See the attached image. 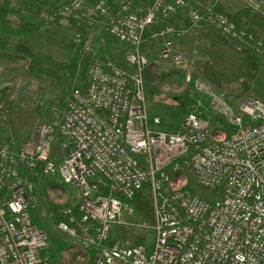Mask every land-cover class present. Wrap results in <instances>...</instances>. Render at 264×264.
<instances>
[{
    "label": "built area",
    "instance_id": "obj_1",
    "mask_svg": "<svg viewBox=\"0 0 264 264\" xmlns=\"http://www.w3.org/2000/svg\"><path fill=\"white\" fill-rule=\"evenodd\" d=\"M246 2L264 12V0ZM178 10H185L189 25L153 31L161 48L150 60L141 49L146 29ZM45 16L77 30L98 25L123 47L130 69L109 60L89 64L58 120L39 122L17 149L0 147V264H52L47 232L32 219L43 178L71 190L56 227L74 243L70 251H89V264H264V100L231 104L207 81L191 79L188 59L174 48V40L202 22L260 55L264 37L211 4L200 10L188 0L140 6L134 0H56ZM82 40L78 31L75 48ZM150 61H169L186 74L209 113L195 108L176 131L156 128L142 77ZM144 186L154 222H122L123 210L133 212L131 200ZM49 191L54 200L64 196L60 189ZM114 224L151 228V251L110 243Z\"/></svg>",
    "mask_w": 264,
    "mask_h": 264
},
{
    "label": "rangeland",
    "instance_id": "obj_2",
    "mask_svg": "<svg viewBox=\"0 0 264 264\" xmlns=\"http://www.w3.org/2000/svg\"><path fill=\"white\" fill-rule=\"evenodd\" d=\"M188 1L191 6L200 10L211 4L226 15L232 5L240 10L251 11L257 15V28L251 30L264 37V12L251 8L246 0ZM55 3L56 0L54 5ZM8 8L20 21H27L36 26V31L30 38L31 56L11 58L9 53L0 59L3 62H0L3 64L0 65L1 120L6 134V127L10 129V135L7 134L4 145L8 143L9 148L17 149L39 122L48 121L42 112L58 100L63 101V107L53 110V121L61 117L71 89L83 83L89 64L109 60L124 68L126 66L123 47L111 40L98 25L90 27L88 31L77 30L72 23L64 25L58 17L48 19L16 6ZM175 14L181 26L189 25L185 10H178L172 15ZM159 26L160 22L148 28L147 32L152 33ZM78 31L83 40L81 46L75 48L74 39ZM89 35L91 38L87 42ZM174 46L175 50L183 52L188 59L191 79L198 77L207 81L231 104H238L245 97L264 100V55L257 54L244 44L222 35L216 28L204 22L191 26L185 37L174 40ZM160 48V40H154L151 44L145 41L142 47L150 60L156 58ZM154 63L167 72L165 78L158 83L151 86L144 84L147 112L151 118L159 119L158 129L176 131L185 114L195 108L201 113H209L205 97L192 88L191 82L186 80V74L175 70L169 61ZM56 148L57 145L54 146V149ZM46 181L47 178L41 180L43 186L39 189L38 206L33 212L35 218L42 223L41 227L51 237L45 251L53 264H70L72 260L86 264L89 255L79 252L73 259L71 254L74 251L70 249L74 247V243L58 230L55 222L61 209L68 203L66 195H72V192L65 186L64 189L56 187L54 189H60L64 196L54 200L50 197V188L45 186ZM144 194L147 195V190H144ZM130 206L132 207L131 204ZM132 210V213L123 210L120 220L125 223H139L145 220L136 215L133 207ZM50 212H53V215ZM148 223L151 224L149 221ZM138 240L139 244L145 247L146 253L150 252L154 244V231L137 225H113L110 243L119 241L121 245L134 244ZM63 242L69 244L65 248L69 249L70 256L66 263L62 257L65 251L61 250Z\"/></svg>",
    "mask_w": 264,
    "mask_h": 264
},
{
    "label": "trees",
    "instance_id": "obj_3",
    "mask_svg": "<svg viewBox=\"0 0 264 264\" xmlns=\"http://www.w3.org/2000/svg\"><path fill=\"white\" fill-rule=\"evenodd\" d=\"M150 1L151 0H134V4L138 5L143 2L149 3ZM54 2L55 0H0V59L5 58L9 53L11 58H21V57L31 56L30 38L34 35L36 31V26L33 25L32 23L27 21H20L15 16H13L8 6H16L21 10H25V11L28 10L34 13L36 16L43 17L50 12V10L54 5ZM147 30L148 29H146L144 33V38L146 43L151 44L152 42H154L155 39L151 38L152 33H148ZM125 66H126L125 69H130V67L126 63ZM166 75L167 72L161 69V67L158 64L151 61L142 68V77L144 84L146 86H151L158 83L163 78H165ZM62 107H63V101L58 100L57 103H54L50 107L46 108L42 113L44 117L48 120V122L49 121L51 122L54 120L53 110L55 108L59 110ZM6 138H7V134L5 131L4 124L1 120V110H0V147L4 145ZM58 139H59V135L58 133H56L55 141L53 144V150H54V146L57 145ZM45 186L46 188L61 187L64 189L65 185L57 184L55 181H53V178H47V181L45 182ZM144 190H145V186L144 189L138 192L131 200V205L136 215L139 218L141 217V219H145L148 220L150 223H153L154 217H153L152 207L150 204V199L148 195L144 194ZM32 219L36 225L40 227L42 226V223L39 221V219L37 220L35 218V215H33V213H32ZM56 221L57 218L55 219V222ZM50 239L51 237H49L48 235V240L50 241ZM137 243L139 244V240L137 241ZM68 246L69 244L63 242L61 246V250L65 249ZM87 254L89 255V251H87ZM71 255L72 258L74 259L77 253L72 252ZM89 261L90 259L88 258L86 264H89ZM54 264H61V263H54ZM70 264H80V263L72 260Z\"/></svg>",
    "mask_w": 264,
    "mask_h": 264
},
{
    "label": "crops",
    "instance_id": "obj_4",
    "mask_svg": "<svg viewBox=\"0 0 264 264\" xmlns=\"http://www.w3.org/2000/svg\"><path fill=\"white\" fill-rule=\"evenodd\" d=\"M226 12H227L228 16L234 22H236L237 25L244 26V27L248 28L249 30H251V29H253V30L255 29L256 30V28H257L256 27L257 26V24H256L257 15L256 14H253L251 11L247 12V11H244V10H240L238 8H235V6L233 7V5L230 6V9L227 10ZM176 19H177V16L175 14V15H171L169 17V19L167 18L166 20L158 21L156 23L160 22V26L159 27L163 26L164 24H174V25L181 26L182 24L180 25V23H181L180 20H176ZM0 62H2V61H0ZM0 65H3V64H0Z\"/></svg>",
    "mask_w": 264,
    "mask_h": 264
}]
</instances>
